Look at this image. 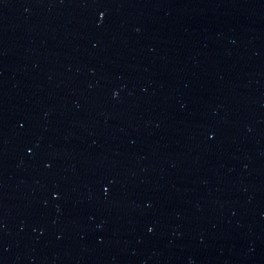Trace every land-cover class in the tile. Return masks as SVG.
Returning a JSON list of instances; mask_svg holds the SVG:
<instances>
[{"label":"water","instance_id":"water-1","mask_svg":"<svg viewBox=\"0 0 264 264\" xmlns=\"http://www.w3.org/2000/svg\"><path fill=\"white\" fill-rule=\"evenodd\" d=\"M0 264H264V0H0Z\"/></svg>","mask_w":264,"mask_h":264}]
</instances>
